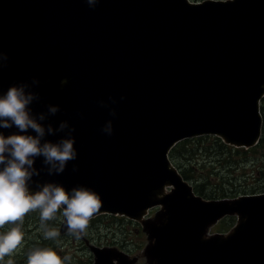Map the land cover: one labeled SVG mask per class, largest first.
<instances>
[{
  "label": "water",
  "instance_id": "1",
  "mask_svg": "<svg viewBox=\"0 0 264 264\" xmlns=\"http://www.w3.org/2000/svg\"><path fill=\"white\" fill-rule=\"evenodd\" d=\"M0 50L9 57L0 95L37 78L40 85L28 89L40 95L33 114L59 105L42 123L58 128L67 120L76 129L78 158L58 175H48L36 158L41 173L30 182L32 193L48 182L69 192L91 188L102 205L92 218L140 222L150 233L145 253L153 264H264V193L207 201L169 159L177 143L199 136L236 147L259 143L264 0H101L94 9L85 0H0ZM108 120L111 136L101 131ZM228 215L238 216L236 227L208 237ZM92 251L95 264H117L113 257L126 264L115 248Z\"/></svg>",
  "mask_w": 264,
  "mask_h": 264
},
{
  "label": "clouds",
  "instance_id": "2",
  "mask_svg": "<svg viewBox=\"0 0 264 264\" xmlns=\"http://www.w3.org/2000/svg\"><path fill=\"white\" fill-rule=\"evenodd\" d=\"M85 2L94 9L101 0ZM8 60V55L0 50V70L7 65ZM40 83L39 79L33 78L31 84H13L0 95V128L18 129V132L7 136L0 132V166H3L0 168V227L6 224L18 225L23 222L27 213L38 210L44 239L55 240L59 233L50 228L47 221L55 219L62 209L67 234L80 239L86 234L90 219L102 206L97 192L86 186L73 187L69 192L62 184L54 182L37 183L39 190L35 193L29 190L33 177L41 173V170L34 167L36 158H43L48 175L64 173L68 163L78 158V151L74 146V126H70L67 120L62 121L58 128L42 123L49 115L54 116L60 111L59 105L49 104L47 113L41 112L38 116L33 114L30 106L34 101L40 100V95L28 89L38 87ZM67 83V79L61 81L62 85ZM110 100L113 104L116 103L114 98ZM100 105L109 107L104 101H100ZM110 115H117L114 108ZM29 129L35 135L28 134ZM101 131L111 136L114 132L113 121L108 120ZM57 132L66 135L58 142L45 140L46 135H55ZM72 170L77 172L79 168L74 166ZM23 239L19 226L0 234V261L6 256L10 257ZM70 260V256L61 258L51 248L35 247L27 255V264H67ZM8 264H12V261L9 260Z\"/></svg>",
  "mask_w": 264,
  "mask_h": 264
},
{
  "label": "rangeland",
  "instance_id": "3",
  "mask_svg": "<svg viewBox=\"0 0 264 264\" xmlns=\"http://www.w3.org/2000/svg\"><path fill=\"white\" fill-rule=\"evenodd\" d=\"M191 1L206 2L209 0ZM226 151L227 150L225 149L222 150V152ZM191 153V151L188 153L185 152L180 157L181 161L185 163L186 167L195 165L196 160L200 159V157L197 158V155L191 156ZM195 153H197V151H195ZM263 155L264 150L261 151L260 154L258 152V154L254 157H246L242 154L234 155L232 159L235 163L237 162L240 165V168L234 170L233 172H222L224 178L221 180L217 176L210 175L211 181H208L209 185L205 194L209 193L211 195L214 193V190L218 188L222 189L224 186L228 187L229 185L234 186L239 191L246 190L248 192H255L254 194L262 193L264 191V177L261 175L260 171L254 173L251 171L255 168L264 166L262 160ZM188 167L186 168L187 170L189 169ZM208 173V171L204 172L203 170H200L196 167L194 172H191V175L201 183L203 180L200 179V177L207 176L209 175ZM231 189H233V187ZM241 193L239 196L243 195ZM214 200L222 201L228 199ZM36 212L37 211H31L27 213L23 218V222L18 225L6 224L4 227H0V234H4L12 227L19 226L24 236V239L18 249L10 257L6 256L3 261H0V264H8L9 260L12 261V264H27V255L35 247L51 248L56 251L57 254L61 256V258L66 256V254L69 255L71 260L70 262H67V264H95L96 257L92 250L94 248L109 249L106 247H117L116 249H123L125 253L122 255L126 259V264H128V262L131 264H153V261L149 260L150 257L145 253L146 248L150 243V233L149 231L145 232L143 225L138 221H125L124 223L126 224L124 225H121L122 222H120L119 225L116 223L111 224L110 221L100 222L101 224L99 225L94 224L91 227L88 226L86 234L82 235L80 239H76L74 236L68 235L67 231H63L64 218L61 215V209V212L56 214L55 219L47 221L48 226L50 228L56 229L59 235L55 240H46L44 239L43 232L40 227V216L39 214H36ZM151 216L152 214L149 215V217ZM55 222H59L58 227H54ZM108 223L110 224L106 225ZM232 224H234V222ZM217 226L210 228L209 234L218 233ZM84 242L89 244L85 246L86 244H84ZM85 247L87 249H84ZM107 252H111L112 254L115 253L111 250H108ZM112 259L115 261V263H119L114 257Z\"/></svg>",
  "mask_w": 264,
  "mask_h": 264
},
{
  "label": "trees",
  "instance_id": "4",
  "mask_svg": "<svg viewBox=\"0 0 264 264\" xmlns=\"http://www.w3.org/2000/svg\"><path fill=\"white\" fill-rule=\"evenodd\" d=\"M263 118H264V100L262 101V108H261ZM188 149V150H186ZM227 150L226 152H222V150ZM264 150V127H263V135L261 138L260 143L250 150L246 149H236L234 147L228 146L225 143L222 142L221 139L216 137H200L196 139H188L181 143H179L171 152V160L175 164V166L180 170L181 174L185 178V180L191 182L195 186V191L198 192L200 195L207 199H226V198H236L239 196V194L247 195V194H254L255 192H248L246 190H237L234 186L229 185L228 187L224 186V188H218L214 190L213 194H205L206 189H208V181H211L212 176H217L220 180L223 179L222 172L227 173L228 171L233 172L234 170L240 168V165L233 161V156L236 154H242L246 157H254L258 154H260L261 151ZM191 151V156H196L197 158L200 157V159L196 160L195 165L188 167L187 170L185 163H183L180 159L181 155L185 152ZM197 151V153H195ZM264 155L262 156L263 164H264ZM199 161V162H198ZM199 168L200 170L208 171L209 175L200 177L203 181L200 183L198 180L191 175V172H194V170ZM208 169H207V168ZM193 170V171H192ZM261 172V175L264 177V166L255 168L251 172ZM195 180V181H194ZM221 183V182H219ZM233 187V189H231ZM31 212V211H30ZM36 214H39V211L37 210ZM40 216V214H39ZM109 222L111 224H118L122 222L121 225H124L126 223L125 219L122 217H115L111 215H102L99 216L91 221L90 227L94 224L99 225L100 222ZM110 223L106 224L109 225ZM59 222L54 223V227H58ZM224 227V226H222ZM101 242V241H100ZM114 244V243H113ZM112 244V245H113ZM66 256H69L66 254Z\"/></svg>",
  "mask_w": 264,
  "mask_h": 264
},
{
  "label": "flooded vegetation",
  "instance_id": "5",
  "mask_svg": "<svg viewBox=\"0 0 264 264\" xmlns=\"http://www.w3.org/2000/svg\"><path fill=\"white\" fill-rule=\"evenodd\" d=\"M156 211H157V210L153 211V214H155ZM87 232H89V231H87ZM91 241H94V240H91ZM89 243H90V241H89ZM89 243H87V242L85 243V242H84V244H86L85 246H87ZM84 249H87V248L85 247Z\"/></svg>",
  "mask_w": 264,
  "mask_h": 264
}]
</instances>
